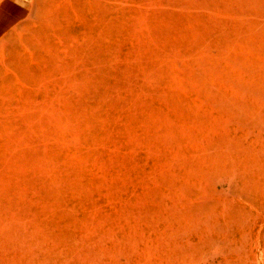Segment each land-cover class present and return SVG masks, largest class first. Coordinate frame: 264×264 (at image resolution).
<instances>
[{
    "label": "rangeland",
    "instance_id": "obj_1",
    "mask_svg": "<svg viewBox=\"0 0 264 264\" xmlns=\"http://www.w3.org/2000/svg\"><path fill=\"white\" fill-rule=\"evenodd\" d=\"M0 264H264V0H0Z\"/></svg>",
    "mask_w": 264,
    "mask_h": 264
}]
</instances>
